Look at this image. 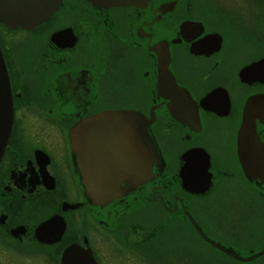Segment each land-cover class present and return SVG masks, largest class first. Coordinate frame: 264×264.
<instances>
[{
    "label": "flooded vegetation",
    "instance_id": "obj_1",
    "mask_svg": "<svg viewBox=\"0 0 264 264\" xmlns=\"http://www.w3.org/2000/svg\"><path fill=\"white\" fill-rule=\"evenodd\" d=\"M61 12L62 21L40 36ZM2 32L35 37L15 64ZM19 39L7 42L21 45ZM0 50L12 105L0 155V264H84L86 252L96 264H264V0H146L142 9L61 0L34 27L0 23ZM166 51V69L196 106L157 84V57ZM215 88L228 102L216 90L202 107L199 100ZM251 96L259 98L258 180L245 178L236 149ZM104 110L149 118L157 155L145 148L147 178L122 182L130 188L125 195L93 206L78 182L69 133L79 119ZM137 141L122 140L117 162L126 172ZM87 142L89 171L96 154H111L102 153L104 138ZM196 149L208 155L211 174L199 192L202 176L181 170L182 154ZM134 210L147 219H128ZM69 249L76 255L64 258Z\"/></svg>",
    "mask_w": 264,
    "mask_h": 264
},
{
    "label": "water",
    "instance_id": "obj_2",
    "mask_svg": "<svg viewBox=\"0 0 264 264\" xmlns=\"http://www.w3.org/2000/svg\"><path fill=\"white\" fill-rule=\"evenodd\" d=\"M85 1L100 8H107L109 6H134L142 9L146 4V0ZM60 4L61 0H0V23L9 29L16 27L31 28L49 18V16L57 10ZM157 61L161 69L160 73H158L157 84L161 82L170 94H174V97L186 100L188 105L192 104L196 106L191 98L186 96V99L182 95L183 92L175 83V80L170 72L166 69L168 52L166 51L162 54L159 53ZM239 74L241 76V70ZM239 78L241 81L244 80V77ZM216 90L224 91L226 101L228 102L225 90L223 88H215L199 100L202 107L206 108V104L216 93ZM176 93L178 94L176 95ZM172 96L173 95H170L169 99H171ZM258 103L259 98L257 96H251L245 100L236 140L238 163L245 178L251 180L261 179V144L254 124V117L257 115L256 112L258 111ZM169 111H171L174 117L180 119V117H177L170 107ZM11 115V89L8 80L7 68L0 50V155L10 131ZM150 121L151 120L146 118L143 114L133 110H104L81 118L72 126L69 134L75 151L76 163L79 172L78 182L84 187V194L88 198L91 205H105L110 201L125 195L127 190L130 188L123 189V186L121 185L122 182H127L131 186H136L147 178L146 175L151 159L145 148H148L150 151L151 148H153V156L155 159L157 155L156 149L152 144L148 133ZM130 124H132L134 128L132 131L129 128ZM93 130H95V134H87V132ZM101 137L106 140L102 147L105 146L107 149V151H102V153H109L111 155L104 157L102 154H96L100 157L96 165L97 167L92 169L90 166L89 171H87L85 168L88 165L84 158V150L88 145L87 140ZM131 138L138 139L136 145L138 153L137 158L131 156L125 157L128 159V162L131 159L133 161V166H129V171L126 172L119 166L117 159H121V156H119V150L124 146L122 140H128ZM142 140H146V143H143ZM91 145L92 144H90L89 147ZM133 146H135V143ZM94 148L97 149L98 146ZM95 153L98 152L96 151ZM199 153L203 156V159L199 161L195 160L194 162H189L187 160L188 156H190V158L194 156L200 157ZM181 159L184 161L181 167L182 171L193 169L196 174L202 176V181L200 182L197 190L198 192L204 191L210 185L211 175L208 171L209 158L206 152L203 149H196L195 151L190 150L184 152ZM191 180L195 181V177ZM72 254L76 255V250L72 251V249H69L65 252L64 258L68 255L72 257ZM83 259L85 261L84 264H96L91 254L88 256V252L84 254ZM75 261L73 264H76Z\"/></svg>",
    "mask_w": 264,
    "mask_h": 264
},
{
    "label": "rangeland",
    "instance_id": "obj_3",
    "mask_svg": "<svg viewBox=\"0 0 264 264\" xmlns=\"http://www.w3.org/2000/svg\"><path fill=\"white\" fill-rule=\"evenodd\" d=\"M64 13L63 12H61V13H59L57 16H53L52 18H51V20L50 21H48L47 22V24H45L46 26H45V28L44 29H42L41 30V35L40 36H42L45 32H48V31H50L52 28H54L55 26H57L58 25V23L60 22V21H62V19H61V15H63ZM2 36H3V38L5 39V44H4V46H5V48H7V53H8V55H9V58H10V62L12 63V64H15V58H16V56L17 55H19L20 54V52L21 51H23L24 50V48H26V47H28L29 46V43L31 42V40L32 39H34L35 37L33 36V35H30V36H27V35H21V34H16V35H12L13 37L12 38H9V36H7L8 34H7V32L6 33H4V32H2ZM4 34H5V36H4ZM20 37V39L19 40H21L22 39V44L20 45V43H18V41H17V43L15 44V46H13L11 43H8L7 41L9 40L10 42H14V40H16L17 38H19ZM38 40H40V39H38ZM17 69V68H16ZM231 184H233V183H230V182H228L226 185H231ZM137 210V209H136ZM135 211V210H134ZM143 212V210H141L140 211V214ZM140 214H138L136 211L135 212H133L132 214H130V215H128V219H139V217L141 216V218L142 219H147L145 216H143V215H140Z\"/></svg>",
    "mask_w": 264,
    "mask_h": 264
}]
</instances>
